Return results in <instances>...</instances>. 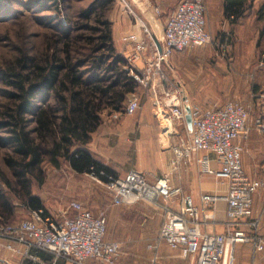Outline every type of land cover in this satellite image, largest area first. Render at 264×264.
Returning a JSON list of instances; mask_svg holds the SVG:
<instances>
[{
    "label": "rangeland",
    "instance_id": "rangeland-1",
    "mask_svg": "<svg viewBox=\"0 0 264 264\" xmlns=\"http://www.w3.org/2000/svg\"><path fill=\"white\" fill-rule=\"evenodd\" d=\"M49 1H0V69L16 59L21 48L33 49L46 45L51 40L50 34L72 31L79 26L80 13L103 3V0H57L56 9L55 1ZM180 1L152 0L160 11L151 7L147 13L134 4L135 14L125 11L122 8L124 5L115 1L108 17L115 19L120 14L122 17L127 14L132 22L148 23V14H153L164 21ZM205 2L211 41L172 55L166 65L168 89L163 91H177L183 84L186 91L182 97L188 101L186 103L202 107L241 101L249 110L248 126L255 127L257 119L264 120V0H249L242 26H225L222 0ZM157 31L161 34L162 27ZM226 34L228 39H224ZM155 37H158L157 34ZM139 66L142 67V63ZM139 72L140 68L131 70L133 76ZM136 81L141 108L134 114L120 113L117 119L112 112L105 113L103 125L91 144L117 169L118 175L137 169L155 180L170 171L172 147L178 141L179 134L186 133L187 126L180 121L168 126L169 121H163L158 113L150 88L142 85L138 79ZM8 87L0 74V121L8 102ZM260 134L264 137V132L260 131ZM5 136L0 131V165L10 185L1 178L0 185L15 205V214L10 220L17 221L27 217L32 209L27 207L17 175L4 161L5 156L9 155L3 142ZM241 143L245 150V144ZM258 162H254L258 171L254 177L264 180V169L260 168ZM178 173L173 175L172 183ZM27 177L30 178L32 194L42 198L50 213H67L70 203L77 199L95 215L104 214L107 220L106 240H119L125 244L118 264H159V249L161 246L170 247L159 241L165 213L160 202L143 200L130 206H115L103 179L94 174L77 173L65 160H61L60 167H55L47 159L35 175L28 174ZM258 193L257 197L263 202L264 187ZM151 244L158 245V248H151ZM15 256L18 257V264H29L25 257L35 259L27 254L17 253ZM185 258L192 264L189 257Z\"/></svg>",
    "mask_w": 264,
    "mask_h": 264
},
{
    "label": "built area",
    "instance_id": "built-area-1",
    "mask_svg": "<svg viewBox=\"0 0 264 264\" xmlns=\"http://www.w3.org/2000/svg\"><path fill=\"white\" fill-rule=\"evenodd\" d=\"M134 4L143 13L151 7L160 11L151 0L123 1L126 11L131 13H135ZM206 13L205 0H181L167 17L162 39L154 38L153 17L148 18V23L136 22L138 28L123 36L125 43L131 46L127 55L131 70L140 68L134 78L150 88L158 113L163 121H169L168 126L180 121L188 127V103L178 91H163L168 81L166 65L175 52L211 41ZM189 106L193 128L188 127L185 134H179L173 145L170 171L154 182L137 169H130L124 175H109L104 184L111 194L112 204L130 206L143 200L162 203L165 213L159 241L178 250L183 257H189L192 264H227V260L228 264H234L233 252L239 243H250L264 254V233L259 230V222L251 220V230L240 228L241 223L253 215L255 194L264 187V180L252 177L243 166L244 146L240 138L248 130V108L237 100L214 107ZM140 108L138 93H131L126 113L134 114ZM119 116L120 113H115L113 117ZM256 127L264 132V120L257 119ZM201 151L206 154L198 156ZM211 152L215 153L214 158L209 155ZM194 160L202 173L227 181L226 195L203 193L199 204L193 195L172 183L173 175ZM215 160L219 168L211 164ZM219 199L227 202V229L207 231L203 223L216 221L212 211ZM208 205L212 208L207 209ZM70 209L74 214L65 213L60 219L38 208L32 209L29 216L18 223L0 222V248L31 257H37L33 249L44 250L74 264H89V261L118 264L125 244L106 240L105 215H95L77 199L70 203ZM150 247L156 249L158 245ZM0 260L3 259L0 257Z\"/></svg>",
    "mask_w": 264,
    "mask_h": 264
},
{
    "label": "trees",
    "instance_id": "trees-1",
    "mask_svg": "<svg viewBox=\"0 0 264 264\" xmlns=\"http://www.w3.org/2000/svg\"><path fill=\"white\" fill-rule=\"evenodd\" d=\"M51 1L57 9V0ZM115 1L122 4L121 0H103L89 7L79 14L75 29L50 34L46 45L21 48L16 59L0 69L9 86L0 121L9 150L4 161L17 175L29 209L48 211L42 198L32 194L27 177L35 175L47 159L55 167L65 160L77 173L103 180L118 175L89 147L104 114L126 113L129 96L138 87L128 57L117 47L114 19L108 17ZM248 4L249 0H224V16L236 23ZM0 178L10 185L1 165ZM14 214L15 205L0 185V222L24 219L10 220ZM33 250L43 256L44 250ZM24 260L34 263L28 257Z\"/></svg>",
    "mask_w": 264,
    "mask_h": 264
},
{
    "label": "crops",
    "instance_id": "crops-1",
    "mask_svg": "<svg viewBox=\"0 0 264 264\" xmlns=\"http://www.w3.org/2000/svg\"><path fill=\"white\" fill-rule=\"evenodd\" d=\"M123 1L124 0H121V3H122L121 5H123ZM151 3H153L152 0H151ZM154 6H158V5L154 4ZM222 6H223V12H224V0H222ZM122 8L125 10L124 6H122ZM246 15H247V12H245L244 16ZM148 17L149 18L153 17L152 19L153 29H154L155 35L157 34L158 36L154 38L160 39V37H162V33L164 32V25H165L167 18L164 19V21H162L160 18H157L153 14L151 15L148 14ZM243 17L240 18L238 22L236 23H232L230 19L225 17L226 18L225 26H229V25L231 26L241 25L242 26ZM114 22H115V37H116L117 47L119 48L121 52H123L127 56L131 51V46L125 43V41L123 40V36L129 32H132L134 29L138 28V25L135 22H132V19L130 18V16H127V14H124L123 17L120 14L119 16H117V18L114 19ZM160 27H162V30H163V32H160L161 34H159L157 31V29H159ZM181 86L182 88H179V90L177 91L182 96V93L186 91L185 90L186 86L184 87L183 84ZM165 89H168L167 84H166ZM185 101L188 102L187 100ZM225 103L218 104L215 106L223 105ZM209 107H214V106H209ZM188 127H186V130ZM240 141L243 142V144H245V150L243 153L244 169L249 175L254 177L258 173V171L255 170V167L257 165L254 164V162L259 161L258 163L261 164L260 168L264 169V159H263L264 158V137L263 135L260 134V131L258 130L256 126L252 127L251 125H249L247 132L245 133V135L241 136ZM89 147L98 159H100L106 164H109L108 160L105 159L103 155L99 154V152H97L94 149L91 143ZM204 154H206V152L201 151L198 156H203ZM172 155H173V150H172ZM209 155L213 158L215 157V153L211 152L209 153ZM211 164L215 168L220 167V165L216 162V160L212 161ZM115 170L117 171V169ZM125 173L119 174V175H124ZM147 177L149 181L151 182H154L157 179L156 178L155 180H152L148 175ZM173 183L181 187L185 193L193 195L197 203L199 204L201 203L200 197L203 193L226 195L227 190H228V186H227L228 184L226 180L217 178L215 175L202 173L199 165L197 164L195 160L192 161L190 165H186L181 169L180 173H178V176L174 177ZM257 193L255 194V197H254L253 215L249 218H246L245 221L241 223L240 228L251 230L252 227L249 224V222L251 220H256L259 222V230L261 231V233H263L262 232V228H263L262 219L264 218V201L262 202L261 198L259 199L257 197L259 194ZM211 208H212V205H208L207 209H211ZM226 210H227L226 200L219 199L217 203L215 204V209L212 211V214L216 217V221H205V223H203V228L207 231H212V232L226 231L227 229V225L225 223L226 222ZM74 212L75 211L73 209H70L69 207L67 213L74 214ZM53 215L56 218L60 219L62 218L64 214L63 215L53 214ZM234 252H235L234 264H264V254L256 251V249L254 248L252 244L251 245L250 244H240V245L237 244ZM33 253L37 254L34 250H33ZM159 254H160L159 264H189L188 259L183 257L178 250L172 249L171 247L161 246V248L159 249ZM36 256L37 257H34L35 258L33 261L34 263L32 264H74L48 251H43V256L41 257L38 254ZM48 256H51V257H48ZM0 257L3 259V260H0V264H18L19 263L18 257L15 256V253H12L5 248H0ZM89 264H93V263L89 261Z\"/></svg>",
    "mask_w": 264,
    "mask_h": 264
},
{
    "label": "water",
    "instance_id": "water-1",
    "mask_svg": "<svg viewBox=\"0 0 264 264\" xmlns=\"http://www.w3.org/2000/svg\"><path fill=\"white\" fill-rule=\"evenodd\" d=\"M187 111H188V114H187L188 125H189L190 129H192L193 128V120H192V114H191V111H190L189 104H188V107H187Z\"/></svg>",
    "mask_w": 264,
    "mask_h": 264
},
{
    "label": "bare ground",
    "instance_id": "bare-ground-1",
    "mask_svg": "<svg viewBox=\"0 0 264 264\" xmlns=\"http://www.w3.org/2000/svg\"><path fill=\"white\" fill-rule=\"evenodd\" d=\"M229 263V261L227 260V264Z\"/></svg>",
    "mask_w": 264,
    "mask_h": 264
}]
</instances>
